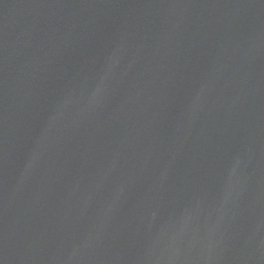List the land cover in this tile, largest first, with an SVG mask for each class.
<instances>
[{"label":"water","instance_id":"1","mask_svg":"<svg viewBox=\"0 0 264 264\" xmlns=\"http://www.w3.org/2000/svg\"><path fill=\"white\" fill-rule=\"evenodd\" d=\"M0 264H264V0H0Z\"/></svg>","mask_w":264,"mask_h":264}]
</instances>
